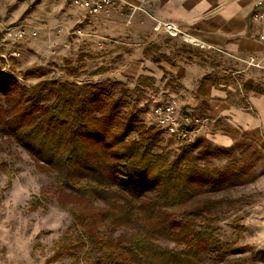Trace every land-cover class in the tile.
<instances>
[{"label":"trees","instance_id":"16d2710c","mask_svg":"<svg viewBox=\"0 0 264 264\" xmlns=\"http://www.w3.org/2000/svg\"><path fill=\"white\" fill-rule=\"evenodd\" d=\"M24 75L44 76L40 68ZM131 98L119 79L28 86L0 73V150L17 145L38 172L56 179L45 202L66 208L76 230L66 235L62 255L84 251L94 264H205L214 253L225 260L234 251L221 243L215 223L228 212L227 199L212 196L253 173L237 164L236 145L206 137L178 143L145 120L150 100L137 108ZM173 145L178 154L171 158ZM221 159L222 168L215 165Z\"/></svg>","mask_w":264,"mask_h":264},{"label":"rangeland","instance_id":"374dc122","mask_svg":"<svg viewBox=\"0 0 264 264\" xmlns=\"http://www.w3.org/2000/svg\"><path fill=\"white\" fill-rule=\"evenodd\" d=\"M0 14L9 24L22 26L21 38L8 45L17 53L12 58L15 72L10 74L28 86L41 80L86 84L117 79L126 56L140 53L143 45L149 44L152 51L157 50V42L175 43L180 51L200 49L184 43L181 37L157 32L160 20L154 16L155 5L147 2L94 16L65 0H0ZM68 65L76 67L78 74L68 75ZM38 68L44 74L42 78L24 75ZM224 68V64L220 65L219 71ZM101 69L107 70L98 73ZM255 71L260 72L255 84L264 93V69ZM122 82L131 92V105L137 108L155 93L160 94L150 79ZM245 108L252 110L250 105ZM148 116L153 119L152 112L144 116L145 120ZM237 138L236 162L247 166L248 173L254 176L244 185L212 196L227 199L224 206L228 212L219 218L215 228L221 243L234 252L220 262L215 253L211 254L205 264H264V147L247 134L240 133ZM176 149L173 145L167 150L171 158L178 154ZM226 164L225 159L215 161L217 167ZM56 186L54 176L38 172L22 148L12 145L0 150V264H94L85 258L84 251L73 258L60 254L66 235L76 230L66 208L53 199L45 202V197H54ZM38 200L44 204L33 209Z\"/></svg>","mask_w":264,"mask_h":264},{"label":"crops","instance_id":"0c3cea01","mask_svg":"<svg viewBox=\"0 0 264 264\" xmlns=\"http://www.w3.org/2000/svg\"><path fill=\"white\" fill-rule=\"evenodd\" d=\"M125 1L132 5L144 2L155 5L157 20L173 22L215 49L239 57L253 55L264 59V47L258 40L264 24L254 23L250 18L258 0ZM156 44V51L150 50L148 44L141 47L140 53L126 56L117 79L136 83L150 79L164 98L183 99L184 109L193 117L210 119L209 127L200 134L216 145L234 147L242 133L264 147V93L255 84L260 72L244 69L242 64L216 50L187 52L180 51L175 43ZM222 64L226 68L219 71ZM248 105L252 110L245 108Z\"/></svg>","mask_w":264,"mask_h":264},{"label":"built area","instance_id":"2783aa9c","mask_svg":"<svg viewBox=\"0 0 264 264\" xmlns=\"http://www.w3.org/2000/svg\"><path fill=\"white\" fill-rule=\"evenodd\" d=\"M85 9L90 15L98 16L121 11L125 7L132 8V4L125 0H65ZM254 23L264 24V0H258L250 16ZM22 26L11 25L0 15V73L10 74L13 68L12 58L17 56L16 52L10 51L8 45L15 39L21 38ZM157 32H166L171 37H181L183 42L200 49L216 50L232 60L241 63L244 69H264V59L256 56L239 57L226 51L200 42L192 37L182 27L173 22L158 21L155 27ZM258 40L264 47V28L258 36ZM164 94L151 96V112L155 124L169 137L178 143H193L201 131L208 128L210 119H198L190 112L183 109L181 100L176 96L163 97Z\"/></svg>","mask_w":264,"mask_h":264}]
</instances>
